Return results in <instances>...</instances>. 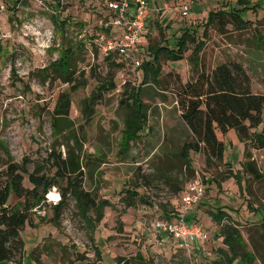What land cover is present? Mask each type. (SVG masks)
Wrapping results in <instances>:
<instances>
[{
	"label": "rangeland",
	"instance_id": "1",
	"mask_svg": "<svg viewBox=\"0 0 264 264\" xmlns=\"http://www.w3.org/2000/svg\"><path fill=\"white\" fill-rule=\"evenodd\" d=\"M162 2L148 0L154 9ZM165 2L171 10L153 12L142 47L173 45L187 27H195L194 37L204 39V45L197 66L189 60L195 42L188 40L183 58H160L157 85H142L140 68L104 53L95 43L104 42L98 34L107 14L98 0H0V182L6 179L10 161L6 149L11 161L26 159L29 172L41 166L39 173L49 175L56 171L57 157L71 153L78 155L80 173L68 177L96 202H105L101 218L99 211L91 209L84 218L67 192L66 178H58L21 231V260L6 264H36L35 256L42 264H211L228 252L222 232L227 223L237 227L245 249L253 254L252 263L264 264V147L241 141L234 129L224 134L216 129L224 144L223 158L206 164L202 151L190 150L189 168L183 148L193 135L181 118L180 106L183 85L194 82L202 71L209 74L220 63H239L249 76L251 91L264 95V50L257 46L264 45V0ZM233 3L247 6L242 15L246 26L227 24L222 31L217 22L203 36L208 11L228 9ZM66 45L74 52L70 82L53 64ZM144 53L151 59V54ZM139 85L144 89L145 121L137 136L125 142L126 122L135 119L136 113L131 102L122 99ZM61 94L70 98L71 123L66 130L61 122L57 133L52 119ZM262 128L264 122L254 130ZM248 159L255 163L260 178L243 170ZM195 179L203 182L205 194L199 204L186 207L183 190ZM23 185L32 187L26 176ZM62 191L66 192L64 209L55 222L51 206ZM17 201L12 193L7 203ZM218 207L229 211L231 222L210 218L208 211ZM178 213L206 231L207 238L195 251L179 247L173 239L163 240L154 227L157 219ZM245 249L241 246L238 251Z\"/></svg>",
	"mask_w": 264,
	"mask_h": 264
},
{
	"label": "trees",
	"instance_id": "2",
	"mask_svg": "<svg viewBox=\"0 0 264 264\" xmlns=\"http://www.w3.org/2000/svg\"><path fill=\"white\" fill-rule=\"evenodd\" d=\"M246 9L247 6L233 3L228 9L210 10L203 26V36H207L208 26L217 22L222 31L227 24H233L237 28L245 27L248 21L244 20L242 15ZM53 21L57 23L55 18ZM61 24L65 27V19L62 20ZM188 28L192 27H187V29L185 28L181 31L173 45L163 43L148 47L151 59L144 61L139 67L142 85L149 82L157 85L161 68L160 58L165 57L168 60L183 58L184 51L188 49V40L195 42L189 60L193 65H198L199 52L204 45V39L197 40L193 33L195 27L193 29ZM257 46L259 49L264 50V45H260V42ZM73 57V49L66 45L59 59L53 63L56 65L60 76L65 77V82H70L74 74L72 69ZM101 88L107 87L102 85ZM143 90L141 85L132 86L125 93V99H122L126 104L131 102L136 113L135 119H128L126 122V127L123 131V135L126 137L123 138L125 142L136 137L137 133L143 128V122L145 121V105L141 101ZM182 96L183 98L180 100L181 118L193 135L192 141L186 143L183 148L187 167H191L188 155L190 150L202 151L205 155L206 164L223 158L224 144L218 139L216 129L223 134L230 129H234L241 141H251L256 147H264V128L260 132L254 130L264 122V117H262L264 95L255 94L251 91L249 76L239 63H220L209 74H205L202 71L194 82H187L183 85ZM70 103L68 95L61 94L59 96L55 107V115L52 119L54 132H59L61 122V126L64 125L65 129L69 130L68 127L71 123L68 118ZM5 151L10 161L5 170L6 179L0 182V262H19L21 260L24 252V241L21 231L25 225L29 224L33 208H41L43 206V201L46 200L45 194L56 184L58 178H66V184L70 186V190L67 192H70L75 198L78 210L84 218H86L90 209L99 211L98 219L102 217V209L105 206V202H96L87 191L80 189L75 180H71V177H68L70 174L76 175L80 173L78 155L74 156L68 153L67 157L63 159L58 156V160L53 163L56 171L53 175H49L46 172L39 173L43 168L41 166H37L33 172H29L26 159H23L21 163L13 162L11 161V154L7 149ZM246 156L249 157L247 152ZM243 170L255 178L261 177L255 163L251 159L243 163ZM230 175L227 174L225 177ZM25 176L32 187L29 188L23 185ZM238 180L240 181L239 178ZM241 187L240 182V189ZM12 193L15 194L18 201L13 205H9L7 202ZM65 197L66 192L62 191L60 200L51 206L54 212L52 220L54 219L55 222L60 218L64 209ZM208 215L217 223L223 220L229 222L232 220L229 211L222 207L209 210ZM87 219L90 218L88 217ZM186 219L190 218L186 217ZM223 226V244L227 246L229 253L227 251L223 252L222 255L225 254L224 259L218 258L212 261L211 264H231L237 255L241 256L237 264H253V254L245 249L237 227L230 223ZM241 246L245 250L239 252L238 248ZM228 254H230V259H228ZM98 256L100 257L99 252ZM226 258L228 262H225ZM35 260L36 264H42L38 256H35ZM121 260L123 261L124 259L122 258ZM95 264H100V261ZM123 264L125 263L123 262Z\"/></svg>",
	"mask_w": 264,
	"mask_h": 264
},
{
	"label": "built area",
	"instance_id": "3",
	"mask_svg": "<svg viewBox=\"0 0 264 264\" xmlns=\"http://www.w3.org/2000/svg\"><path fill=\"white\" fill-rule=\"evenodd\" d=\"M107 9V14L100 22L101 32L99 41L102 51L106 54L118 55L120 60L128 62L134 69H139L150 56L141 55L149 51L143 48L142 43L150 18V6L148 0H98ZM168 3L157 7L156 11L168 9ZM145 54V53H144ZM145 57L146 59H144ZM205 187L199 179L189 181L183 190L182 200L186 207L197 205L203 199ZM156 231L163 235L164 239L170 238L176 241L179 247L195 251L200 241L207 238L202 225L193 219H186L181 213L177 216L157 219L154 223Z\"/></svg>",
	"mask_w": 264,
	"mask_h": 264
},
{
	"label": "crops",
	"instance_id": "4",
	"mask_svg": "<svg viewBox=\"0 0 264 264\" xmlns=\"http://www.w3.org/2000/svg\"><path fill=\"white\" fill-rule=\"evenodd\" d=\"M162 3H168V2H165V0H163V2ZM178 4V3H177ZM169 5V4H168ZM165 10H167V9H165ZM168 10H171V9H169L168 8ZM154 11H156V9H154V8H151V10H150V17L152 16V15H154ZM161 11H163V10H161ZM210 11V10H209ZM208 11V12H209ZM158 11H156V13H157ZM159 13V12H158ZM150 19V18H149ZM151 19H154V17H151ZM147 26H148V23H147ZM143 45V44H142ZM144 46V45H143ZM198 214H199V210H198ZM7 263V261H3V262H0V264H6Z\"/></svg>",
	"mask_w": 264,
	"mask_h": 264
}]
</instances>
